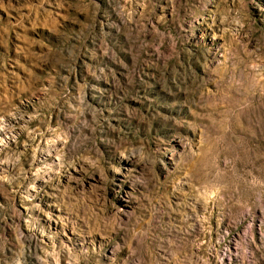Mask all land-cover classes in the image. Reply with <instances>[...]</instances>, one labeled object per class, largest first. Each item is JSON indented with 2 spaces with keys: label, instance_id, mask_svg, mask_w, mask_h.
Segmentation results:
<instances>
[{
  "label": "rangeland",
  "instance_id": "1",
  "mask_svg": "<svg viewBox=\"0 0 264 264\" xmlns=\"http://www.w3.org/2000/svg\"><path fill=\"white\" fill-rule=\"evenodd\" d=\"M0 264H264V0H0Z\"/></svg>",
  "mask_w": 264,
  "mask_h": 264
}]
</instances>
